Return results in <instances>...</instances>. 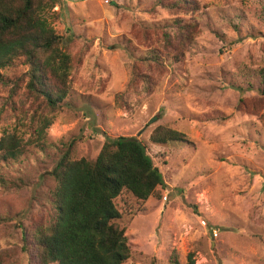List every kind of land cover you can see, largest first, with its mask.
Returning a JSON list of instances; mask_svg holds the SVG:
<instances>
[{"label": "rangeland", "instance_id": "obj_1", "mask_svg": "<svg viewBox=\"0 0 264 264\" xmlns=\"http://www.w3.org/2000/svg\"><path fill=\"white\" fill-rule=\"evenodd\" d=\"M154 1L59 0L45 14L57 33L75 41L72 56L84 49L83 61L49 129L48 154L38 156L27 145L9 168L2 167L0 156V171L28 183L20 194L0 190V212L15 215L46 202L60 140L75 143V159L94 160L107 137L137 138L147 145L165 187L160 199H150L129 222L132 257L126 264H169L172 252L180 264H187L191 253L196 264H264V96L258 93L264 0H199L204 16L183 72L173 77L171 67H152L153 92L140 94L128 89L133 61L119 41H135L141 26L174 18L163 9L152 15ZM127 90L129 104L121 109L116 96ZM159 125L185 134L190 143L152 144ZM16 130L27 142V127L18 126L8 109L0 140ZM19 223L0 224V253L15 258L21 253L20 232L13 227ZM19 264H28L27 258Z\"/></svg>", "mask_w": 264, "mask_h": 264}, {"label": "trees", "instance_id": "obj_2", "mask_svg": "<svg viewBox=\"0 0 264 264\" xmlns=\"http://www.w3.org/2000/svg\"><path fill=\"white\" fill-rule=\"evenodd\" d=\"M58 5L59 0H0V93L4 94L0 95V121L10 109L17 125L27 127L30 134L27 142L18 130L0 140L2 167L18 162L27 145L38 156L48 154L49 129L73 90L76 67L82 65L84 49L72 56L75 41L67 42L45 17ZM158 9L174 18L141 26L135 41L125 37L119 41L133 61L128 89L140 94L153 92L152 67L166 71L171 67L173 77L183 72L204 16L199 0H155L150 13ZM260 17L264 18V3ZM260 76L258 93L264 96V69ZM100 83L98 95L104 91L105 83ZM248 87L254 89L252 84ZM127 92L116 96L121 109L129 104ZM150 142L156 146L190 143L185 134L166 125L153 130ZM59 143L54 147L62 153L50 173L53 186L46 202L15 215L0 212L1 225L20 222L13 227L19 229L22 250L16 258L1 252L0 264H19L22 257L28 264H126L132 257L126 236L129 222L150 199H160V189L165 187L147 145L137 138L107 137L98 156L90 160L74 158V142ZM9 173L0 171L1 192L20 194L28 188L22 176ZM177 257L172 252L169 264H180ZM194 258V253L189 254L187 264H196Z\"/></svg>", "mask_w": 264, "mask_h": 264}, {"label": "built area", "instance_id": "obj_3", "mask_svg": "<svg viewBox=\"0 0 264 264\" xmlns=\"http://www.w3.org/2000/svg\"><path fill=\"white\" fill-rule=\"evenodd\" d=\"M203 225H205V223H203ZM214 234H215V236L217 235V234H216V231H214Z\"/></svg>", "mask_w": 264, "mask_h": 264}]
</instances>
